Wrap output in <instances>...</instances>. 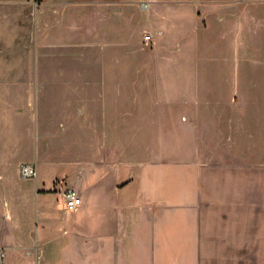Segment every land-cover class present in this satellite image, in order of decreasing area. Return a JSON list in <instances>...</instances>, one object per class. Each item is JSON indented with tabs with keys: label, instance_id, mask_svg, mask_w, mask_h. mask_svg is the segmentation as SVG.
<instances>
[{
	"label": "rangeland",
	"instance_id": "1",
	"mask_svg": "<svg viewBox=\"0 0 264 264\" xmlns=\"http://www.w3.org/2000/svg\"><path fill=\"white\" fill-rule=\"evenodd\" d=\"M189 102L226 118L185 120ZM80 175L100 209L56 224L79 216L61 191ZM65 229L80 264H115L120 237L157 264H264V0H0L5 261L35 239L55 253Z\"/></svg>",
	"mask_w": 264,
	"mask_h": 264
},
{
	"label": "crops",
	"instance_id": "2",
	"mask_svg": "<svg viewBox=\"0 0 264 264\" xmlns=\"http://www.w3.org/2000/svg\"><path fill=\"white\" fill-rule=\"evenodd\" d=\"M248 13L251 12L250 9L247 10ZM249 26V23H248ZM185 93V92H184ZM187 96L193 97V95H188L185 93ZM200 94L198 93L197 97ZM231 96L237 97V93H231ZM221 106H213V105H192L191 102L187 103L184 106L185 110V120H189L190 122H194L196 124H203L204 128H211L212 126H216L218 124V121L222 122L223 118H226V116H217V114H224V110L220 108ZM219 109L223 111H219ZM212 114V115H210ZM231 138H234V136H231ZM89 173H87L85 176H87ZM87 178H84L83 175H80L78 177V180L76 184L74 185L76 188L80 190V194H82L83 198V204L75 209V213L79 216L75 219L73 222H65L59 218L53 217L52 220L55 221L56 224H61L63 226L70 225L73 227H76L79 224H85L87 222L88 224L90 223L89 219H86L84 215H89L91 212H96V210H99V203L94 198V193L93 189L90 185L86 184ZM125 181H122L119 183L121 185ZM119 187V186H118ZM184 194V193H183ZM159 195L162 197L164 195V192H160ZM195 202H197L196 197H195ZM178 204V203H176ZM184 204H188L184 202ZM190 205V204H189ZM151 210H154V208H151ZM156 210V209H155ZM95 219V218H94ZM177 219H183L180 217H177ZM31 219L29 218L28 221H26L25 224L30 225L31 224ZM9 225L8 229L3 233L2 239H8L7 243H10L9 239L12 240H23L21 237L22 234V220L16 218V216L12 213V209L10 213L8 214L7 220H6ZM61 221V223L59 222ZM149 221H157L156 219H148V218H141L138 219L136 224H142L145 225L149 223ZM165 223V222H163ZM105 225L109 226L108 222H104ZM45 225V224H44ZM64 235L65 238L61 240V242L58 245V248L56 249L55 253H53L52 250H49L46 245L42 246L41 249L39 248V241L38 239H35L32 244H22L25 247V250L27 252L28 248L31 252L33 251V255L31 253H28L26 255L23 253V250L19 247V245H14L12 246L11 244H7V248H9V252L7 254V260L5 261V264H24V261L27 260V264H40V261L42 262L41 264H80L78 263V258H79V252L82 253V251H78L79 249V244H74V239L72 236H70L69 229L64 230ZM77 240V239H76ZM108 241V245L105 248V252L110 253L111 247H112V239L111 235L109 237V240L104 239V242L106 243ZM2 245V243H0ZM116 248L118 252V258L116 260L115 264H121L124 262L123 260L127 256H130L129 260L134 259L137 264H157V254L156 251L154 252L151 251L152 248L155 247L153 244L148 243V239L146 238H137V239H124L121 238L116 240ZM3 246V245H2ZM12 247V248H10ZM95 245L89 246L88 250L90 252H93L92 248H94ZM61 250H64V258L57 261L53 262L56 254H58ZM150 252H149V251ZM85 255H83L84 257ZM152 257V262L150 258ZM33 260V261H32ZM97 258L96 255L93 256L89 260V256L87 255V262L83 264H97ZM127 262V261H126ZM26 264V263H25ZM113 264V263H109ZM128 264V263H126Z\"/></svg>",
	"mask_w": 264,
	"mask_h": 264
},
{
	"label": "built area",
	"instance_id": "3",
	"mask_svg": "<svg viewBox=\"0 0 264 264\" xmlns=\"http://www.w3.org/2000/svg\"><path fill=\"white\" fill-rule=\"evenodd\" d=\"M152 34H146L145 39L149 41ZM37 175V170L32 164H25L22 167L23 177H34ZM61 196L64 200V205L68 210H75L83 204V198L80 192L71 187H67L61 191ZM5 247L0 245V264H5Z\"/></svg>",
	"mask_w": 264,
	"mask_h": 264
}]
</instances>
